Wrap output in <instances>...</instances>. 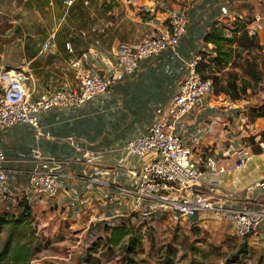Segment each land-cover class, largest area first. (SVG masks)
<instances>
[{"label":"crops","instance_id":"1","mask_svg":"<svg viewBox=\"0 0 264 264\" xmlns=\"http://www.w3.org/2000/svg\"><path fill=\"white\" fill-rule=\"evenodd\" d=\"M98 1L72 0V3L67 5L66 0H32L33 12L38 13L40 10L44 16L45 12H49L51 23H46V26L52 30L47 32L42 30V36L34 34L28 41L33 43L28 50L30 62L23 66L28 70L27 84L33 99L45 93L35 88L39 77H45V82L50 83L55 77L50 72L51 57L58 58L52 69L64 66V63L71 67V85L59 88L75 87L79 73L93 67L98 73L111 79L109 93L96 96L92 101L77 108L41 113L40 126L45 135L39 139L27 124H19L6 132H0V145L12 163L9 166L15 169L30 167L27 158L30 148L33 147L59 159L74 158L76 152L86 148L102 151V164L99 170L91 166L85 167L76 161L64 164L61 179L64 187L60 198L71 202L72 189H77L82 194L69 212L55 217L51 208L47 209L41 205L33 218L31 216L32 222H41L43 225L49 222L51 228L64 222L69 228L75 229V233L78 231L88 233V239L89 237L96 239L101 234L98 231L100 225L97 219L102 215L108 212L128 213L142 202L136 200L130 193H122L121 188L132 189V178L127 171L140 169L150 156L137 158L126 152L125 145L129 139L144 132L154 122L158 112L168 106L178 90L181 78L188 74L187 64L193 55L202 46L207 49L212 47L205 44L204 37L215 22L223 21H219L221 6L228 4L231 14L233 13V6L229 0H100L97 4ZM26 4L29 3L16 8V11L25 16L29 14L26 12ZM23 9L25 12L20 13ZM181 9L188 19L184 43L174 50L160 53L153 59L143 60L135 71L125 73L118 64L120 44L138 40L161 28L172 12ZM84 14L91 21L90 24L88 21L82 23L86 20ZM25 19L27 20L26 17ZM57 20L70 24L67 30H75L77 33L75 31L64 33L63 28L57 31ZM85 26H88L87 32L93 34L94 39L84 41L87 43L85 50H82L80 55L72 57L75 51L79 52L75 43L77 36L82 35L83 39L86 38L82 29ZM55 31L58 41L53 42L48 51L40 48L43 42L50 40ZM61 34L76 36H72L69 41L60 38ZM258 41L264 44V33ZM24 54L25 57L22 59L26 60L27 52ZM34 57L35 59L39 57L38 64L32 62L31 59ZM0 68L3 67L0 65ZM38 69L44 70L38 74ZM62 74L63 71L54 79H63L65 75L67 76ZM244 103L243 100L232 101L223 93L211 92L198 110L184 118L179 132L186 143L197 142L193 144L197 150L194 158L202 166L203 174L199 184L205 194L214 200L236 205H241L245 200L261 198L264 202V191L258 188L248 190L249 186L264 175V160L261 158L264 151L259 146L264 117L248 120ZM207 125L211 127L208 136L202 133ZM68 137L73 138V144L67 142ZM244 144L248 159L243 167L236 168L237 156L233 151ZM76 146L80 147V150L75 149ZM211 157L216 161L214 171L205 167V161ZM17 172H11L14 180L23 183L22 180L26 176ZM228 194L234 196L229 199ZM115 195L120 196V199L109 202L108 200ZM170 196L174 197L173 194ZM80 208L84 209L85 213L78 217L75 211ZM155 215L151 221L169 222L172 217L168 213L162 217L159 212ZM191 221V228L200 226L211 229L212 234H227L225 221L215 219L208 213H202ZM85 225L91 229L89 231L82 229L81 226ZM241 241L246 243L251 255L254 253L255 264L264 263V220L256 234Z\"/></svg>","mask_w":264,"mask_h":264},{"label":"built area","instance_id":"2","mask_svg":"<svg viewBox=\"0 0 264 264\" xmlns=\"http://www.w3.org/2000/svg\"><path fill=\"white\" fill-rule=\"evenodd\" d=\"M253 1L255 5L264 4V0ZM71 3L72 0H66L67 5ZM220 12L219 21H223L215 22L213 25L223 24L232 19L233 14L228 4L221 6ZM187 27L188 19L184 10L181 9L172 12L164 26L157 28L154 32L138 40L121 43L118 54L120 68L125 73H132L143 60H150L162 52L174 50L184 43ZM263 33L264 15L261 10L254 8L252 19L248 24V34L258 40ZM49 43L52 41L45 42L42 48H47ZM203 52L212 53V47L207 49L202 46L193 55L187 64L188 74L181 78L178 90L168 106L158 112L154 122L144 132L126 143L127 153L137 158L150 156L140 169L127 171L132 178V189L121 188L122 193H130L136 200H142V202L128 213L108 212L102 215L97 219L100 225L98 231L101 232L98 237H104L109 233L107 228L121 225L138 229L155 218L158 212L161 217L167 213L172 216L169 221L171 229L181 223L179 225H182L184 230H191L192 218L208 213L215 219L225 221L227 234L240 239L254 235L260 230L264 220L262 198L245 200L241 205L210 198L199 184L203 170L194 158L197 150L193 144L197 142L188 144L179 134L184 118L198 110L207 95L213 92L211 79H203L197 72ZM11 71L14 72L13 76L10 75ZM27 72L28 70L23 67L12 70L0 68V132H6L19 124H27L35 137L39 139L45 135L40 126L41 113L49 110L77 108L92 101L96 96L108 94L110 90L111 79L92 67L79 73L75 87L54 89L33 99L27 84L29 78ZM238 100L245 102L244 107L247 110L252 105H259L264 100V94L260 93L252 98L242 97ZM210 130L211 127L207 125L202 133L208 136ZM260 132L259 146L264 151V128ZM67 142L73 144L74 140L68 137ZM245 147L244 144L233 151L237 156L236 168L243 167L248 159ZM75 149L80 150V147L76 146ZM102 157V151L86 148L76 152L74 158L59 159L33 147L30 148L27 158L30 167L15 169L9 166L12 163L9 162L6 151L0 145V212L18 215L21 205L25 203L31 209L32 218L41 205L46 206L47 209L51 208L55 217L64 215L63 213L69 212L82 195L77 189H72L71 202L60 198L64 187L61 180L64 164L76 161L85 167L91 166L99 170ZM205 167L214 171L215 159L208 158L205 161ZM13 171L26 176L22 180L23 183L14 180L11 173ZM253 188L264 191V175L249 186L248 190ZM233 196L228 194L227 197L230 199ZM119 199L120 196L115 195L108 201L115 202ZM83 213L85 210L82 208L75 211L78 217ZM59 226L64 228L66 225L63 222ZM81 228L89 231L87 225ZM67 231L71 232V228L68 227ZM81 233L88 235L85 232ZM70 253L69 251V255Z\"/></svg>","mask_w":264,"mask_h":264},{"label":"rangeland","instance_id":"3","mask_svg":"<svg viewBox=\"0 0 264 264\" xmlns=\"http://www.w3.org/2000/svg\"><path fill=\"white\" fill-rule=\"evenodd\" d=\"M99 1L97 4H99ZM229 1L233 6V16L232 19L224 22L228 28L226 33L228 36H235L238 39L240 36L247 35L248 24L252 19L254 8L261 10L264 15V4L255 5L253 0ZM25 3H29L25 5L26 12L29 13L26 16L19 14L18 10L16 11V8ZM32 6V0H0V57L3 55L1 57L3 62L0 61V65L4 69L24 68V64L30 62L28 60L30 58L28 50L30 45H33L32 42L28 43V41L32 39L34 34L42 36V30L47 32L51 29L48 25L46 26V23H51L48 17L49 12H45L44 16L40 10H38V13L33 12ZM24 12L25 9L20 13ZM84 18L86 20L82 23L87 21L89 24L91 23L85 14ZM59 22L61 20L56 22L57 31L62 28L64 33L75 31L67 30L70 24L63 21L58 25ZM51 25L53 27V24ZM87 27L82 28L85 31L83 35L86 38L83 39L81 35L77 36V40L75 39L79 52L75 51L74 55H71L72 57L80 55L81 51L85 50L87 43L84 41L94 39V35L87 32ZM57 31L51 37L52 39L50 38L52 43H49L50 45L45 48V51L50 49L53 42L58 41L56 39ZM72 36H76V34L71 36L61 34L60 38L71 39ZM43 43L40 48H42ZM71 44L74 45L73 42ZM231 48L233 49L232 61L224 68L215 66L211 72L213 77L217 78L214 81L217 80L219 85L223 84L228 77V73H236L240 78L237 84L241 86L243 84L242 79L250 80L246 74V69L249 62H252L260 72L261 81L257 85L250 81L253 88H248L245 96L246 98H252L264 93V44L259 43L257 40L254 44L248 43V46L244 49L237 42H234L231 44ZM25 51L27 52V59L23 60ZM237 54L240 57H237ZM38 58L35 59L34 57L31 60L38 64ZM56 61H58V58L51 57L52 66ZM52 66L50 72L55 76L52 83L45 82V77H39L35 88L42 91H45V89L46 91H52L59 89V87L71 85V67L67 63H64V66L53 67V69ZM43 70L38 69L37 73L39 74ZM61 71H63V76L64 74H67V76L55 80L54 78L60 75ZM252 141L251 137L250 142ZM261 158L264 160V154L261 155ZM62 224L63 222L59 223V225ZM179 224L171 229L169 222H163V220L149 221L140 228L135 229V233L126 235L120 244L112 245L106 242L108 233L104 237L96 239L89 237L88 239L87 234L80 236L81 232L75 233V229H71V232L67 231L68 224L64 228L61 226L51 228L49 222L43 225L41 222L23 221L21 224L12 226L7 218H2L0 219V251L6 246L7 240L10 245H7L6 256L0 260V264H14L12 260L7 258V253L11 245L17 243L23 245L29 251V264H255L254 253L251 255L248 248L245 252L238 253L240 244H243L242 239L226 233L212 234L211 229L200 226H194L191 230H184L182 225ZM128 244L133 246L131 250L127 249ZM91 248L93 249L90 255L87 256ZM69 251L71 255H69ZM235 257L236 259H234Z\"/></svg>","mask_w":264,"mask_h":264},{"label":"trees","instance_id":"4","mask_svg":"<svg viewBox=\"0 0 264 264\" xmlns=\"http://www.w3.org/2000/svg\"><path fill=\"white\" fill-rule=\"evenodd\" d=\"M225 25L226 24L224 23L215 24L209 30V32L206 33L204 37V42L206 45L209 44L212 45V53H208V52L202 53V60L197 67V72L199 73L201 78L211 79L213 83L214 93L216 94L223 93L227 97H229L230 100L235 101L242 97L246 98L245 95L248 88H253L250 85V81H253L255 85L260 83L261 81L260 72L255 68V64L249 62L248 67L246 69V74L248 75L250 80L242 79L243 84L241 86L237 84V81L240 78L236 73H228V77L225 80V82L219 85L217 80L214 81V79L217 78H214L211 72L214 70L215 66L217 68H224L232 61L233 49L231 48V44L237 42L238 45L246 49L248 43L254 44L255 41H257V39L249 36L247 31H246L247 35L240 36V38L238 39L235 36H228L226 33L228 28ZM68 40L70 41V39ZM237 57H240V55L237 54ZM261 117H264V100H262L259 103V105H252L247 109L248 120L253 121ZM2 218H7L8 222H10L12 226L21 224L23 223V221L32 222L31 209L27 204L24 203L21 205V211L19 212L18 215H12L8 212H0V219ZM107 229L109 230L108 233L109 235L108 237H106V242L112 245L120 244V242L124 239L126 235L133 233L135 230L132 227H126L124 225L113 228H107ZM242 243L243 244H240V250L238 251V253L245 252L247 249L246 243L245 242ZM5 244L6 246L4 247V249L0 251V260H2L6 256L5 250L7 248V245H10V243H8V240L6 241ZM93 248L90 249L87 256L90 255ZM132 248L133 246L131 244L127 245L128 250H131ZM28 253L29 251L26 250L23 245L17 243L15 245H11L7 253V258L12 260L14 264H29ZM234 259H236V257Z\"/></svg>","mask_w":264,"mask_h":264},{"label":"bare ground","instance_id":"5","mask_svg":"<svg viewBox=\"0 0 264 264\" xmlns=\"http://www.w3.org/2000/svg\"><path fill=\"white\" fill-rule=\"evenodd\" d=\"M10 75H12V76H13V75H14V72H13V71H11V72H10Z\"/></svg>","mask_w":264,"mask_h":264}]
</instances>
